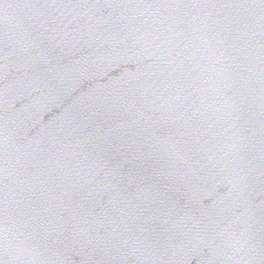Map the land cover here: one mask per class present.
<instances>
[{"label":"water","instance_id":"95a60500","mask_svg":"<svg viewBox=\"0 0 264 264\" xmlns=\"http://www.w3.org/2000/svg\"><path fill=\"white\" fill-rule=\"evenodd\" d=\"M0 264H264V0H0Z\"/></svg>","mask_w":264,"mask_h":264}]
</instances>
